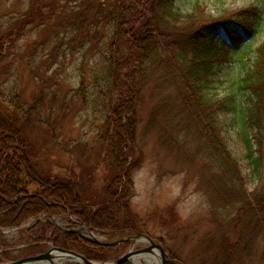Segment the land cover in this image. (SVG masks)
Instances as JSON below:
<instances>
[{
	"label": "trees",
	"instance_id": "obj_1",
	"mask_svg": "<svg viewBox=\"0 0 264 264\" xmlns=\"http://www.w3.org/2000/svg\"><path fill=\"white\" fill-rule=\"evenodd\" d=\"M250 16L259 17V10L250 7L213 16L200 5L183 14L176 0H31L23 13L0 28V230L21 228L35 219L27 228L34 241L27 250L47 242L93 261L120 257L116 255L129 242L96 243L65 231L52 218L65 214L73 225L111 240L143 231L130 208L132 183L125 176L138 164L134 156L140 113L150 84L154 87L148 99L154 107L148 129H154L170 150L185 152L184 145L196 140L198 153L204 152L216 177L212 196L225 199L213 201L214 210H230L229 226L237 240L224 236V264L235 255L249 259L257 248L264 260V149L251 132L260 128L264 111V43L242 78V87L249 91L247 104L240 106L245 165L222 134L219 113L225 101L208 96L238 43L257 31ZM38 19L36 27L47 26L48 34L30 46L20 44ZM24 65L37 85L30 98L21 83ZM74 103L87 116L91 141H61L65 122L75 114ZM39 127L48 131L52 158L60 150L80 163L87 151H95L107 163L113 188L106 189L103 200L81 194L73 178L45 172L39 154L46 148L32 138ZM32 185L38 190L32 191ZM0 247L7 245L0 241ZM166 264L186 263L174 257Z\"/></svg>",
	"mask_w": 264,
	"mask_h": 264
},
{
	"label": "rangeland",
	"instance_id": "obj_2",
	"mask_svg": "<svg viewBox=\"0 0 264 264\" xmlns=\"http://www.w3.org/2000/svg\"><path fill=\"white\" fill-rule=\"evenodd\" d=\"M31 0H0V28H5L12 18L23 13ZM197 5L204 7L213 16L222 15L225 12L241 11L254 7L259 10V17H252L250 22L256 24L257 31L250 38L242 40L232 52V59L225 64L216 77L208 96L213 100L222 99L224 107L219 113L222 120V134L228 142L229 149L239 159L242 165L246 164L244 140L240 134L241 107L247 104L249 91L242 87V78L246 71L253 67L257 58V48L264 43V0H176L178 10L183 14L191 13ZM248 16H245L247 18ZM243 16L241 19H245ZM41 22L38 19L26 30V35L20 44H30L33 41L41 42L48 34L47 26L36 27ZM21 83L26 87V97L30 98L37 89L36 82L31 79V69L24 65ZM6 84H10L8 80ZM5 84V85H6ZM148 84L145 89V101L141 108V120L139 123L138 137L134 159L138 164L134 169L127 171L126 178L132 183V196L129 198L131 210L139 216V226L153 237L157 243L162 244L168 258H179L186 264H200L201 260L224 264L226 249H222V241L228 238L230 242H236L237 237L230 228L228 220L229 209L222 208L215 212L213 201L219 199L225 203L222 195L213 198L210 187L214 188L216 181L212 168L208 165L205 155L198 153V143L192 138L184 145V150H170L164 147L159 140L157 132L148 129L150 113L154 102L149 101L152 88ZM76 107V108H75ZM74 116L65 122V135H61V141L68 137L80 138L91 141L94 134L90 132V125L80 106L72 105ZM260 128L252 132L253 137L260 138L264 149V111L261 113ZM63 125V123H62ZM33 140L46 148V153L39 154L42 168L47 174L61 178H73L77 181V188L81 194L96 195L103 200L106 189L113 187L109 184L110 171L107 163L96 156L95 151H87L82 160L57 150L52 158L49 153L53 150L47 148L49 141L48 131L44 128H35L32 132ZM257 141V139H255ZM133 158H129V163ZM59 165V166H58ZM249 172L245 168V173ZM218 180V179H217ZM252 180L248 183V189L254 188ZM31 190H38L37 185H32ZM106 197V196H105ZM222 197V199H221ZM219 198V199H218ZM219 201V202H221ZM217 214V216H216ZM43 217V216H42ZM58 223V225L54 222ZM35 219H31L25 225H31ZM52 222L58 227L67 230H77L79 226L70 223L64 215L53 217ZM24 225V226H25ZM97 235L103 241H113L125 236L111 238L101 233ZM226 235V237H224ZM27 228H9L0 230V241L7 247H0V264L18 260L24 257L38 255L53 247L52 243H44L37 250L25 249L33 244L29 239ZM147 242L129 241V244L116 256L123 255L131 249L145 248ZM260 249L251 258L233 257L229 264H264L259 254ZM4 252H9L7 255ZM218 256V257H216ZM110 260L108 262H113ZM69 262V261H65ZM132 264H138L135 260ZM77 264V263H76ZM141 264H148L143 261Z\"/></svg>",
	"mask_w": 264,
	"mask_h": 264
},
{
	"label": "water",
	"instance_id": "obj_3",
	"mask_svg": "<svg viewBox=\"0 0 264 264\" xmlns=\"http://www.w3.org/2000/svg\"><path fill=\"white\" fill-rule=\"evenodd\" d=\"M40 219H42V217H40L39 220ZM54 222L56 223L55 220ZM56 224L58 225V223ZM30 226L31 225L29 224L22 226V228H28ZM65 231L82 234L92 239L96 243H101L109 246H118L128 241L147 242L148 246L145 248L131 249L122 256H120L119 258H117L116 260H114L113 262H98V261L89 260L75 251H70L64 248L53 246L44 253H40L34 256L24 257L14 261H9L3 264H76V263L77 264H122L126 261H134L136 258L145 255L156 256V258H158L156 264H166L167 262V253L165 248L162 246V244L157 243L155 239L152 238L150 235L142 232H138L134 235L126 236L119 240L105 242L98 235L86 229L85 227L79 228L77 230L65 229ZM65 261H69V262H65Z\"/></svg>",
	"mask_w": 264,
	"mask_h": 264
},
{
	"label": "bare ground",
	"instance_id": "obj_4",
	"mask_svg": "<svg viewBox=\"0 0 264 264\" xmlns=\"http://www.w3.org/2000/svg\"><path fill=\"white\" fill-rule=\"evenodd\" d=\"M135 261L138 264H141L143 261L147 262L148 264H156V262L158 261V258H156V256H152V255H145V256L136 258Z\"/></svg>",
	"mask_w": 264,
	"mask_h": 264
}]
</instances>
